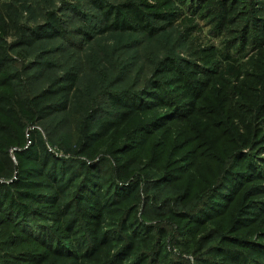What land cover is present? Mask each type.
I'll list each match as a JSON object with an SVG mask.
<instances>
[{"label":"rangeland","instance_id":"1","mask_svg":"<svg viewBox=\"0 0 264 264\" xmlns=\"http://www.w3.org/2000/svg\"><path fill=\"white\" fill-rule=\"evenodd\" d=\"M224 7L231 22L221 23ZM263 7L264 0H0V189L18 177L5 153L14 158L34 134L81 174L56 203L41 202L40 193L28 216L0 202V264H59L54 253L77 252L63 205L84 201L89 212L92 194L113 192L114 180L139 186L138 218L165 231L159 244L169 264H240L213 248L264 264ZM117 15L120 26H111ZM68 73L78 78L70 108L40 121L30 100ZM102 120L116 128L84 154L73 152L82 149L83 125ZM127 168L128 178L118 179ZM214 197L224 213L210 209ZM75 209L68 211L88 239L96 216ZM103 232L112 242L120 233L111 222ZM139 246L125 264H139L148 249Z\"/></svg>","mask_w":264,"mask_h":264},{"label":"trees","instance_id":"2","mask_svg":"<svg viewBox=\"0 0 264 264\" xmlns=\"http://www.w3.org/2000/svg\"><path fill=\"white\" fill-rule=\"evenodd\" d=\"M264 10V7H263ZM130 13L135 16V21L140 22V26L143 27L145 22V17L137 9L132 8ZM223 21L231 22L229 19V14L231 11L224 7L222 10ZM108 14V13H107ZM115 21L111 26H120V20L118 15L114 17ZM57 24L56 21H54ZM128 23L123 20L122 27L124 29L128 28ZM261 33L264 40V22L261 23ZM34 42L33 39H30ZM245 49V48H239ZM231 56L225 55L227 61L232 60ZM228 71L232 75L240 78L242 76L240 72V67L229 62ZM183 82L184 78H180ZM78 78L75 74L68 73L64 77L57 80L49 88L45 89L40 94L33 97L30 102L32 104V109L35 113V117L40 121L47 119L50 115L66 111L70 108L71 98L76 91ZM189 90L192 91L194 87L192 84H186ZM158 101H164L158 99ZM125 105V104H122ZM157 105H164L158 102ZM126 106L133 108L129 113H134L137 109L135 105L126 104ZM117 122L111 120H102L96 122L93 126L83 125L80 132V137L78 140V145L82 147L81 151L74 149L78 155L84 154V152L89 149L88 147L100 139L107 137L115 128ZM32 142L27 147H23L17 150L13 156L6 155L7 164L17 171V179L9 186L4 187V190L0 189V202L2 205L11 208L12 211L16 212L19 216H28L32 212L31 203L41 196L40 193L45 195L41 196V202L45 203H56L57 195L65 194L70 187L73 186L74 180L79 178L81 174H77L74 168L66 162V160L56 157L48 149V147L43 143L42 139L36 134L32 136ZM129 168L125 170H119L117 172L118 179L125 181L128 178ZM231 179L228 178L229 183ZM114 183V191L108 192L106 190L95 191L93 195L94 209L88 212L87 208H91V204L82 201V204L77 205L75 202L65 203L63 205V213L67 210L69 216L66 217L65 222L69 226H73L75 239L79 245V250L77 252H71V256H66V253L56 252L53 255L54 263H64V259L70 258L72 262L67 264H125L123 262L124 258L128 259L139 249V245H145L148 249L141 253L138 258L139 264H143L148 260V258L157 259L158 263L169 264L161 252L160 241L166 237L164 230H160L156 227L151 228L148 223L142 222L137 215L138 206L140 203L139 196V186H132L128 188H122L118 185L116 180ZM230 187V186H229ZM227 185L228 190H232ZM38 190L37 192H35ZM3 191V192H2ZM220 196L225 193L220 192ZM226 195V194H225ZM214 197L209 200L210 209L216 212V215L222 214L225 211L226 206L223 205L222 201L216 200ZM218 198H221L218 196ZM40 199V198H39ZM225 199V198H224ZM228 200V199H227ZM38 201V200H36ZM91 201V200H90ZM72 206L77 211H81L84 215H89L92 213L96 216V221L91 222L95 227L89 228V238L85 239L82 236L83 230L77 228L81 222L75 221L73 216L74 211H68L69 206ZM111 222L116 225L119 230L117 236V241L112 242L105 233L103 232L104 224ZM137 228V229H136ZM154 231L156 232L155 234ZM131 234L128 235V233ZM144 232V233H143ZM124 234L127 235V240L122 237ZM119 249H124L123 252H117ZM257 251L258 250H255ZM213 254L220 260L225 261H237L240 264H246L248 256L245 257L242 253L233 252L231 249L227 248H213ZM251 253V252H250ZM261 257V254H259ZM125 259V260H126ZM203 264H210L209 261L203 260ZM211 264H218L214 261ZM226 264V263H225Z\"/></svg>","mask_w":264,"mask_h":264}]
</instances>
